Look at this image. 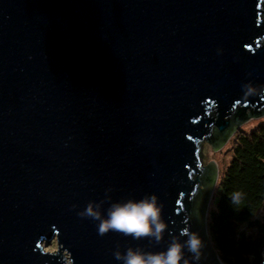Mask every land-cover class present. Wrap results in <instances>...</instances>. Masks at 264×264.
<instances>
[{
  "label": "water",
  "instance_id": "obj_1",
  "mask_svg": "<svg viewBox=\"0 0 264 264\" xmlns=\"http://www.w3.org/2000/svg\"><path fill=\"white\" fill-rule=\"evenodd\" d=\"M262 115L264 0H0V264H123L173 242L179 264H223L202 143ZM152 195L159 241L98 232Z\"/></svg>",
  "mask_w": 264,
  "mask_h": 264
},
{
  "label": "trees",
  "instance_id": "obj_2",
  "mask_svg": "<svg viewBox=\"0 0 264 264\" xmlns=\"http://www.w3.org/2000/svg\"><path fill=\"white\" fill-rule=\"evenodd\" d=\"M237 133L231 151L227 149L230 158L219 169L216 199L213 201V195L208 208L207 234L223 264H260L264 245V123Z\"/></svg>",
  "mask_w": 264,
  "mask_h": 264
},
{
  "label": "clouds",
  "instance_id": "obj_3",
  "mask_svg": "<svg viewBox=\"0 0 264 264\" xmlns=\"http://www.w3.org/2000/svg\"><path fill=\"white\" fill-rule=\"evenodd\" d=\"M160 208L155 195L114 203L106 218L101 221L98 232L103 235L111 229L125 235H132L133 238L155 237L159 241L165 228V223L160 219ZM86 213L93 218L100 216V213L91 206L86 209ZM185 243L191 252L198 255L201 246L198 235L195 233L188 235ZM182 255V244L173 242L164 251L145 252L128 248L123 255L117 252L115 257L117 260L123 259V264H179Z\"/></svg>",
  "mask_w": 264,
  "mask_h": 264
},
{
  "label": "rangeland",
  "instance_id": "obj_4",
  "mask_svg": "<svg viewBox=\"0 0 264 264\" xmlns=\"http://www.w3.org/2000/svg\"><path fill=\"white\" fill-rule=\"evenodd\" d=\"M264 123V115L256 117V118H251L249 120H247L246 122H244L243 124H241L234 133L230 136V138L224 142L220 147H218L217 149H213V147L211 146L210 143L208 142H203L202 143V148H201V160L203 164H207L210 160L214 161L217 166H218V176H219V169H221L224 165V163H227L229 158H230V151L232 148V145H234V140L237 136V131L238 130H242V131H249L250 129H252L253 127H255L258 124ZM234 135V137H233ZM230 147V151H228L229 153H227V149ZM218 179V178H217ZM213 201L216 199V192L213 194ZM212 200V197H211ZM44 248L46 250L49 251H53L56 248V242L53 240L52 242L48 243H44Z\"/></svg>",
  "mask_w": 264,
  "mask_h": 264
},
{
  "label": "built area",
  "instance_id": "obj_5",
  "mask_svg": "<svg viewBox=\"0 0 264 264\" xmlns=\"http://www.w3.org/2000/svg\"><path fill=\"white\" fill-rule=\"evenodd\" d=\"M261 252H262V260L260 261V264H264V245Z\"/></svg>",
  "mask_w": 264,
  "mask_h": 264
}]
</instances>
